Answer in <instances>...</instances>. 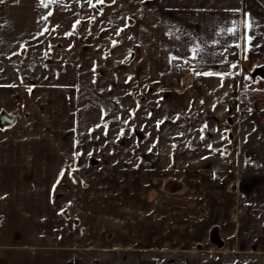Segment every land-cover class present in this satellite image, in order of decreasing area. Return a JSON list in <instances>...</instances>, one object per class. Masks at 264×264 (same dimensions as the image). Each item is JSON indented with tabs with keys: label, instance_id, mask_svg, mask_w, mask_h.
<instances>
[{
	"label": "crops",
	"instance_id": "1",
	"mask_svg": "<svg viewBox=\"0 0 264 264\" xmlns=\"http://www.w3.org/2000/svg\"><path fill=\"white\" fill-rule=\"evenodd\" d=\"M75 1L62 47L0 34V264L264 255V0Z\"/></svg>",
	"mask_w": 264,
	"mask_h": 264
},
{
	"label": "rangeland",
	"instance_id": "2",
	"mask_svg": "<svg viewBox=\"0 0 264 264\" xmlns=\"http://www.w3.org/2000/svg\"><path fill=\"white\" fill-rule=\"evenodd\" d=\"M45 4H47V7L44 6ZM75 5L76 1L74 2V0H4L2 3L3 15H0V34L12 40L19 39L21 43L28 45L30 40H34L35 38L38 39L39 33L43 32L46 37L45 39L48 40L49 43H59L60 47H62L63 41L61 39H65V36L68 34L66 30L67 24L70 23L72 17L75 16L73 14L74 10L76 11ZM70 7L72 9L66 11V9ZM49 13H51V15H49ZM61 13H64V15ZM66 13L69 14L66 16ZM44 17H46V19ZM53 30H58L59 32L58 34L55 32V35L51 37L49 33ZM56 39L60 42H57ZM35 58L36 57L33 56L32 60ZM42 58L43 60L39 63L41 64L40 70L42 73L38 70V72H40L38 73V78L34 77L32 81L50 80V76L44 75L43 73L47 74L51 71L55 72L57 75L59 74V76H61L62 73H66V62L59 63L55 58L50 59L49 54L46 52ZM33 64L36 65L33 61L30 66L31 68ZM257 79L258 81L262 80V78ZM53 81L57 82L58 80ZM248 100L245 101L244 105L250 104ZM249 108L250 107H243L242 104L240 111L243 113L244 111H248ZM90 194L96 201L104 200L105 198V196H103L102 193L99 194L98 191H92ZM95 207L99 214L104 215L103 212H105V208L101 203H98ZM238 264H264V255H246L244 259L240 258Z\"/></svg>",
	"mask_w": 264,
	"mask_h": 264
},
{
	"label": "built area",
	"instance_id": "3",
	"mask_svg": "<svg viewBox=\"0 0 264 264\" xmlns=\"http://www.w3.org/2000/svg\"><path fill=\"white\" fill-rule=\"evenodd\" d=\"M188 70L189 65L187 62L178 59L172 60L167 72V79L173 84H178L187 74Z\"/></svg>",
	"mask_w": 264,
	"mask_h": 264
},
{
	"label": "snow or ice",
	"instance_id": "4",
	"mask_svg": "<svg viewBox=\"0 0 264 264\" xmlns=\"http://www.w3.org/2000/svg\"><path fill=\"white\" fill-rule=\"evenodd\" d=\"M89 3H90V5L91 6H95V4H92L91 3V0H89ZM96 3L97 4H103L104 3V0H96ZM45 7H47V4H45L44 5ZM49 15H51V13H49ZM45 19H46V17H44ZM76 23H79V21H77ZM74 28H75V25H74ZM46 31V30H45ZM121 31H122V29H121ZM119 34V31L117 32V35ZM40 35H43V32L42 33H40ZM115 44H116V42L115 41H113V46H115ZM158 124H159V122H158ZM61 175H63V172L61 173Z\"/></svg>",
	"mask_w": 264,
	"mask_h": 264
},
{
	"label": "water",
	"instance_id": "5",
	"mask_svg": "<svg viewBox=\"0 0 264 264\" xmlns=\"http://www.w3.org/2000/svg\"><path fill=\"white\" fill-rule=\"evenodd\" d=\"M111 0H106V2H110ZM257 73L260 75V77H264V66H262L258 71H257ZM6 122L7 123H11V120L10 119H6ZM229 146H225L224 147V150H225V152H226V149L228 148Z\"/></svg>",
	"mask_w": 264,
	"mask_h": 264
}]
</instances>
